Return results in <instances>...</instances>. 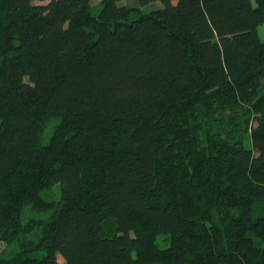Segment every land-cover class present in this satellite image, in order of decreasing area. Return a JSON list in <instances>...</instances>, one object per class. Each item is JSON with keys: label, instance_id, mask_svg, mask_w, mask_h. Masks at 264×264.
<instances>
[{"label": "trees", "instance_id": "16d2710c", "mask_svg": "<svg viewBox=\"0 0 264 264\" xmlns=\"http://www.w3.org/2000/svg\"><path fill=\"white\" fill-rule=\"evenodd\" d=\"M119 1L0 0V238L31 206L17 264H264V0Z\"/></svg>", "mask_w": 264, "mask_h": 264}, {"label": "rangeland", "instance_id": "374dc122", "mask_svg": "<svg viewBox=\"0 0 264 264\" xmlns=\"http://www.w3.org/2000/svg\"><path fill=\"white\" fill-rule=\"evenodd\" d=\"M254 4L255 0H251ZM103 0H93L92 10L93 15L97 16L102 7ZM35 4L44 5L48 4V1L40 2L35 1ZM120 6L126 7H138L139 14L132 15L130 19L126 23H131L132 20L137 19L139 16L149 14L154 11V9L163 8L160 2H154V4H150L147 6H143L142 8L138 4V0H121L118 2ZM261 39L264 41V27L260 28ZM264 72V68L262 70ZM229 113V112H228ZM233 113L238 117H241L245 114V111H230L229 116H233ZM227 114V113H226ZM219 117V114L217 115ZM61 125L60 119L56 117L49 118L48 121H45L42 128V143L46 145L50 142L52 134L55 129ZM142 135V132L139 133V136ZM247 139L245 142L246 148H252L251 137L248 133L246 135ZM43 199L48 203H57L62 200V195L59 186H54L53 189L47 192L42 193ZM53 213L52 211L39 213L31 206L24 208V211L21 216L22 228L18 234L16 233H8L5 237L0 238V259L10 264H17L20 262L22 258H26L27 256L30 259H43L44 253L42 251H37L41 237L42 230L44 225H46L50 220V217ZM136 224V227L137 228ZM157 245L160 249H166V247L170 244L171 239L169 236H158L156 239ZM58 257V264H66L65 260Z\"/></svg>", "mask_w": 264, "mask_h": 264}]
</instances>
